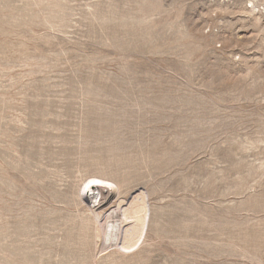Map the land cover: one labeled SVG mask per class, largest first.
Segmentation results:
<instances>
[{
    "label": "rangeland",
    "instance_id": "obj_1",
    "mask_svg": "<svg viewBox=\"0 0 264 264\" xmlns=\"http://www.w3.org/2000/svg\"><path fill=\"white\" fill-rule=\"evenodd\" d=\"M0 264H264V0H0Z\"/></svg>",
    "mask_w": 264,
    "mask_h": 264
},
{
    "label": "bare ground",
    "instance_id": "obj_2",
    "mask_svg": "<svg viewBox=\"0 0 264 264\" xmlns=\"http://www.w3.org/2000/svg\"><path fill=\"white\" fill-rule=\"evenodd\" d=\"M106 182H108V181H106ZM106 182H105V180L101 179L100 177H92L88 181H86V183L88 185H87V188L84 190V194L89 199L88 201L90 204H94V206H95L96 203L98 202V205L101 204V206H102V205H105L106 203H108L110 201V199L112 197L111 195L114 193V189H116V188L113 187L110 184V182L109 183H106ZM105 189H107L106 192H105ZM93 210L95 212L94 208H93ZM127 213L125 214L126 215L125 219H123L122 221L125 222L127 220V218H131L133 220V222H132V226L130 229H125V230H124V228L122 229V226L117 224L116 223L117 221H115V220H114L115 221L114 223L110 224V222L108 221L109 219H107V218H106V221L104 224V225H106L107 228H110L109 230L104 229L105 239L108 238V239H112V240H115V239L120 240V238H122V235H124L123 233H125V236H124L125 242L122 244V247L126 250L136 247L138 242L143 238V235H144V233L147 229V225L149 223V216H148L147 209L146 208L144 209V207H142V205L140 203L136 204L135 207L132 208L131 216H129L128 211H127Z\"/></svg>",
    "mask_w": 264,
    "mask_h": 264
}]
</instances>
